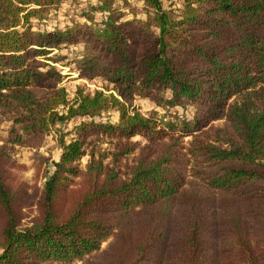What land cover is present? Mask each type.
<instances>
[{
    "label": "trees",
    "instance_id": "obj_1",
    "mask_svg": "<svg viewBox=\"0 0 264 264\" xmlns=\"http://www.w3.org/2000/svg\"><path fill=\"white\" fill-rule=\"evenodd\" d=\"M61 1L0 0V264H264V0H141L128 18L95 0L99 20L33 30ZM71 46L105 89L68 96L49 54ZM137 97L197 114L164 123ZM51 132L41 187L12 183L15 148Z\"/></svg>",
    "mask_w": 264,
    "mask_h": 264
},
{
    "label": "rangeland",
    "instance_id": "obj_2",
    "mask_svg": "<svg viewBox=\"0 0 264 264\" xmlns=\"http://www.w3.org/2000/svg\"><path fill=\"white\" fill-rule=\"evenodd\" d=\"M95 0H62L59 6L52 7L48 11L44 12L41 18L31 17L33 30L44 31L46 29L61 28L73 26L75 22L85 21L83 13L94 15V20H99L98 17L103 14H97L89 10V5L93 4ZM164 7L169 4L175 7H180L183 4V0H161ZM122 11L125 18L128 17H144L145 6L141 0H124V2L117 5ZM89 22V21H88ZM94 22V21H93ZM78 51L77 47H66L62 50H56L50 52L49 57H55L58 54H63L65 57L59 61H51L63 76L62 85L65 87L68 96L73 98L76 89L81 87L84 91L93 92L95 89H105V83L99 78L84 79L78 77V72L71 64L75 59ZM133 106L138 110L149 116H153L155 119L161 122H188L192 123L194 116L197 114L196 109L190 105L183 108L180 105L169 106L163 102L158 103L151 97L135 98L133 100ZM102 117L114 122L117 118L115 111L104 112ZM97 119V118H96ZM222 120L215 121L214 125H222ZM10 123L8 121L0 120V139L3 140L6 137L7 129ZM190 139L189 136H184L183 141L186 143ZM134 140H141L140 137H134ZM105 146L104 144L102 145ZM59 155V149L56 143V135L51 132L42 145L39 148H30L27 146H17L13 153V162L8 169V177L12 183L23 182L28 185V191H32L34 188L41 187L45 180L46 167L50 169L51 163L45 165L46 161L52 162L57 160ZM88 160V156H84L80 159L79 165L83 168ZM35 211H28V214L32 215ZM112 238L102 243V247L105 248L110 244ZM81 264V263H74Z\"/></svg>",
    "mask_w": 264,
    "mask_h": 264
}]
</instances>
